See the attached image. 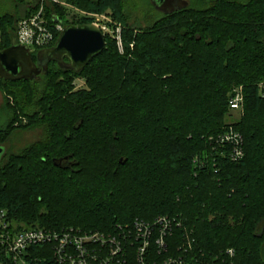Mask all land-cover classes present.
Instances as JSON below:
<instances>
[{
  "label": "trees",
  "instance_id": "obj_1",
  "mask_svg": "<svg viewBox=\"0 0 264 264\" xmlns=\"http://www.w3.org/2000/svg\"><path fill=\"white\" fill-rule=\"evenodd\" d=\"M65 1L121 23L123 51L106 36L80 71L51 66L31 81H1L0 143L39 133L6 148L0 207L20 229L111 232L167 215L182 222L166 238L170 254L264 264V0H186L145 23L131 21L128 0ZM5 5L0 49L16 44V24L40 0ZM45 6L51 20L67 16L58 3ZM238 86L237 115L229 101ZM230 126L244 139L238 161L210 139Z\"/></svg>",
  "mask_w": 264,
  "mask_h": 264
},
{
  "label": "built area",
  "instance_id": "obj_2",
  "mask_svg": "<svg viewBox=\"0 0 264 264\" xmlns=\"http://www.w3.org/2000/svg\"><path fill=\"white\" fill-rule=\"evenodd\" d=\"M46 1L40 0L38 9L16 24V43L32 52L53 46L65 27L61 20H51L46 14ZM50 1L91 17L104 34L113 35L123 51L122 24L110 14L88 13L63 0ZM243 102V88L234 87L229 101L231 110L240 111ZM210 139L227 148L226 155L232 161L245 155L243 136L233 126ZM174 226L181 227L182 222L159 215L153 220L135 218L131 223L117 224L111 232L86 231L75 226L20 229L10 220L8 209L0 207V264H222L218 257L212 262L189 261L184 245L178 246L183 249L181 255L170 254L166 238ZM227 254L232 257L235 253L228 249Z\"/></svg>",
  "mask_w": 264,
  "mask_h": 264
},
{
  "label": "water",
  "instance_id": "obj_3",
  "mask_svg": "<svg viewBox=\"0 0 264 264\" xmlns=\"http://www.w3.org/2000/svg\"><path fill=\"white\" fill-rule=\"evenodd\" d=\"M153 3L159 10L169 14L188 5L186 0H179L177 4L172 0L164 4L161 0H153ZM105 48L106 36L98 25L93 22L74 23L64 27L53 46L39 51L37 55L40 61L46 58L69 70L80 71ZM31 52L27 46L18 43L0 49V80L31 81L37 78L41 68ZM3 154L4 147L0 145V161Z\"/></svg>",
  "mask_w": 264,
  "mask_h": 264
},
{
  "label": "rangeland",
  "instance_id": "obj_4",
  "mask_svg": "<svg viewBox=\"0 0 264 264\" xmlns=\"http://www.w3.org/2000/svg\"><path fill=\"white\" fill-rule=\"evenodd\" d=\"M8 1V0H7ZM6 0H0V7L3 6L4 8H6V3H7ZM65 1V0H63ZM154 8V10L152 9V7ZM127 9L131 12V21H139L141 23H145L146 21L148 20H152V19H155L156 17H158L159 15L161 14H164L163 11L159 10L156 5L153 3V0H128V3H127ZM152 11V15L153 17H147V13L148 10ZM66 10H67V16L62 18L61 21H62V24L65 26V21L66 20H69L70 23H71V20H76V19H80V18H90L92 20L91 17H88L83 15L82 13L74 10V9H71V8H68L66 7ZM88 13H95V12H89V11H86ZM114 22L111 26V28L113 29L114 27ZM111 29V30H112ZM105 36H109L111 38H113V35L110 33H106ZM115 39V38H114ZM84 79H77L76 80V87L77 88H82L85 86L84 84ZM4 102V94H3V90H2V83L0 82V106H2ZM235 114L238 115L237 112H235ZM38 133L39 131H36V130H28V131H24L22 132L21 135H16L13 137L12 139V143H8L7 147L6 148H9L8 146H12V148L14 149V151L18 150L20 147H23L24 145H26L27 143H30V142H33L35 141L37 138H38ZM13 144V145H12Z\"/></svg>",
  "mask_w": 264,
  "mask_h": 264
},
{
  "label": "flooded vegetation",
  "instance_id": "obj_5",
  "mask_svg": "<svg viewBox=\"0 0 264 264\" xmlns=\"http://www.w3.org/2000/svg\"><path fill=\"white\" fill-rule=\"evenodd\" d=\"M161 1H162V4L168 2V0H161ZM172 1L175 2V4H177V3L179 2V0H172ZM48 48H49V47H48ZM44 49H46V48H44ZM44 49H43V48H42V49H37L36 51L31 52L32 55H33V58H34L35 62H36L37 65H39L40 68H41V73H40L37 77H42L43 75L45 76V74L48 72V70H49V68H50L51 66H57V67L59 66V64H57L55 61H48L46 58H45L44 60H42V61L39 60L37 54H38V52L41 51V50L44 51ZM42 57H44V56H42ZM65 60L68 61L67 58H65ZM46 64L48 65V68H47V69H45ZM59 68H61V69H63V70H66V71H71V70H69V69H67V68H65V67H62V66H59ZM1 81H3V79L0 80V82H1ZM0 108H1V106H0ZM0 145H2V146L4 147V153H5V151H6V146L3 145V144H1V143H0ZM3 155H4V154H3ZM2 157H3V156H2Z\"/></svg>",
  "mask_w": 264,
  "mask_h": 264
}]
</instances>
